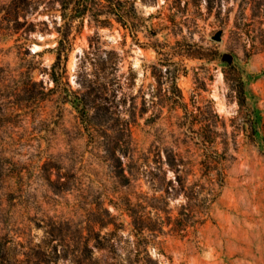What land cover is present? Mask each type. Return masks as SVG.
Returning <instances> with one entry per match:
<instances>
[{"label": "rangeland", "instance_id": "374dc122", "mask_svg": "<svg viewBox=\"0 0 264 264\" xmlns=\"http://www.w3.org/2000/svg\"><path fill=\"white\" fill-rule=\"evenodd\" d=\"M16 1L0 0V237L11 264H73L61 256L76 246V226L103 217L104 208L127 224V197L137 202V194H144L150 201L164 194L152 188L150 171L165 174L148 165L155 166L165 148H177L189 128L181 125L184 110L170 105V86L161 87L153 76L154 66L161 68L164 60L177 68L190 110L212 101L225 119L229 147L225 150L219 138L214 148L233 158L226 162L223 186L213 185L217 195L206 222L162 236L165 254L151 246L152 255L161 264H264V51L247 57L232 37L242 0H223L219 15L217 7L209 12L204 0H130L132 28L116 21L102 26L87 17L73 30L59 64L58 28L64 21L58 5L43 10L52 0H42L38 9L24 13ZM219 30H224L221 41L214 39ZM91 43L116 51L126 77L123 92L130 97L144 93L148 100V112L132 126V147L149 172H135L130 183H121L105 157L102 138L91 133L69 98L70 89L80 88L82 58L92 51ZM197 49L218 54L199 58ZM230 65L243 72L247 105L256 121L254 137L239 130L237 92L225 78ZM151 117L154 121L148 122ZM186 148L180 147L188 154ZM197 168L190 181L200 177ZM167 179L174 180L175 173L169 171ZM185 202L179 193L170 197L174 217Z\"/></svg>", "mask_w": 264, "mask_h": 264}, {"label": "trees", "instance_id": "16d2710c", "mask_svg": "<svg viewBox=\"0 0 264 264\" xmlns=\"http://www.w3.org/2000/svg\"><path fill=\"white\" fill-rule=\"evenodd\" d=\"M204 1L209 12L217 7V15L221 14L223 0ZM16 3H20L17 6L20 12L27 13L29 9H36L45 2L17 0ZM50 3L53 5H49ZM56 5L64 21L58 28L61 34L58 64L62 62L64 53L70 47L69 40L73 30L82 27L87 17L102 26H113L114 21L125 28L134 26L135 6L130 0H52L42 9L50 10ZM246 7L250 10L248 14ZM232 37L242 43L247 57L264 51V0L241 1ZM91 47L92 51L82 58L80 88L70 89L69 98L91 133H97L98 139L102 138L100 144L105 157L116 169L121 183H130L131 178H137L133 177L135 172L143 175L149 172L143 168L147 164H140L141 158L135 157L132 147V126L138 117H144L148 112V100L144 93L130 97L123 92L122 79L126 77L120 74V56L116 51L93 48L92 43ZM194 51L199 58L212 59L218 54L214 50ZM161 66H154L153 76L161 87L165 83L170 86V105L172 108L184 110L181 125L189 126L188 131L182 132L185 137L178 141L177 148H165V156L159 152L155 166L148 165V168L155 167L165 174V177H162L155 174L154 170L150 171L152 188L164 194L154 196L150 201L143 198L144 194H137V202L126 196L124 205L131 217L127 224L109 208H104L103 217L91 218L82 228L76 226L73 238L76 246L69 248L62 256L57 255L65 259L70 258L73 264H161L159 258L152 255L151 246H154L158 253L165 254L162 236L168 233L182 234L188 232V228L205 223L217 195L213 185L218 184L221 187L225 182L226 162L233 156L214 148L219 138H222L221 143L225 145V150L229 147L225 119L215 110L212 101L210 105L190 110L178 85L177 68H173L169 60H164ZM186 71L187 68L183 66V72ZM225 78L228 82H233L237 92L243 120L239 130L242 129L254 137L257 133L256 121L247 105L243 72L238 66L230 65L225 72ZM139 97L142 98L141 104L138 102ZM127 101H131V104L125 109ZM125 114L130 117L127 118ZM147 121H154V117L147 118ZM221 127L223 130L220 131ZM182 145L187 147L188 154L181 151ZM195 168L201 175L190 181L189 177ZM169 171L175 173L174 180L167 179ZM203 179H206V182ZM174 192L186 199L175 217L169 209V199L175 195ZM145 203H148L151 210H146L148 205ZM79 244L81 246L77 247ZM4 248L5 243L0 237V264H11Z\"/></svg>", "mask_w": 264, "mask_h": 264}, {"label": "water", "instance_id": "95a60500", "mask_svg": "<svg viewBox=\"0 0 264 264\" xmlns=\"http://www.w3.org/2000/svg\"><path fill=\"white\" fill-rule=\"evenodd\" d=\"M224 30H219L216 35L214 36L215 40L221 41L223 37Z\"/></svg>", "mask_w": 264, "mask_h": 264}]
</instances>
